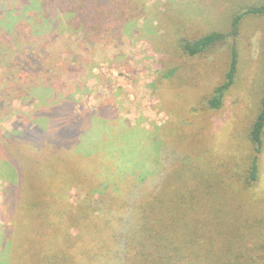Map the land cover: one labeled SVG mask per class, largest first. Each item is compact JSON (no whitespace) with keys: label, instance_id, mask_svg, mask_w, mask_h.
I'll return each mask as SVG.
<instances>
[{"label":"trees","instance_id":"1","mask_svg":"<svg viewBox=\"0 0 264 264\" xmlns=\"http://www.w3.org/2000/svg\"><path fill=\"white\" fill-rule=\"evenodd\" d=\"M171 2L185 3L186 10L196 4ZM166 4H153L150 12L164 27L170 24L171 43L161 42L159 52L175 99L186 98L210 71L215 83L196 97L193 110L171 99L176 111L146 131L145 144L130 128L94 123L100 114L84 125L88 112L75 111L69 98L58 100L51 81L23 91L21 102L32 108L19 112L8 132L16 143L5 158L17 169L18 184L3 205L10 225L0 226V264H264V187L258 188L264 182V79L257 109L245 104L243 139L229 152L213 146L207 122L225 111L229 95L237 101L232 89L244 58L236 36L247 18L264 17V1L236 9L235 0L223 1L214 26L207 25L210 11L201 23L164 21ZM24 5L0 0V24L9 29L15 18L24 20ZM10 29L18 33V25ZM230 39L227 57L214 59ZM41 49L14 52L21 77L45 66ZM182 86L187 91L180 92ZM78 185L86 194L73 202L70 190ZM99 210L105 218L86 221ZM85 237L94 241L86 250Z\"/></svg>","mask_w":264,"mask_h":264},{"label":"rangeland","instance_id":"2","mask_svg":"<svg viewBox=\"0 0 264 264\" xmlns=\"http://www.w3.org/2000/svg\"><path fill=\"white\" fill-rule=\"evenodd\" d=\"M164 1L166 0H22L26 4V18H15L14 26L10 27L13 29L18 25V33L15 34L14 29H7L6 26L9 25L6 21L2 22L4 26L0 24L1 229L10 225V216L4 218L6 209L3 205L6 195L14 194L17 187L15 180L18 178L17 169L5 158V151L16 143L10 139L8 132L13 128L17 114L28 112L32 108L21 102L19 95L23 91L51 81L58 100L69 98L75 111L88 112V116L86 114L82 119L84 125L88 121L87 117L99 118L100 114L102 120L95 119L94 123H106L114 128H119V125L125 129L130 128L137 132L140 142L145 144L151 136L146 131L160 127L169 120L172 110L176 111L171 99L181 106L185 105L182 106L184 109L193 110L196 97L204 89L213 86L217 74L210 71L200 86L191 89L186 98L180 95V98L175 99L176 88L167 85V79L162 76L165 62L159 52L162 51L161 42L167 40L171 43L173 35L170 24L168 28L164 27L162 20L154 16V12H150L153 4ZM194 1L196 4H192L191 10H186L185 3L174 4L167 0V10L160 15L164 21L170 20V23L183 19L189 24L194 21L201 23V17L210 11L213 16L207 19V25L214 26L217 17L224 10L220 5L225 0ZM262 1L264 0H235L234 9L246 2L257 4ZM232 11L225 17H230ZM230 42L231 39L226 46L213 53L214 59L221 55L223 57L225 52L224 57H227ZM235 44L239 47L242 59L244 58L241 68L237 70L238 79L232 89L237 101L232 103L229 95L225 111L213 115L207 121L213 146L220 152H229L234 142L243 139L239 137L242 135L241 122L245 104L254 110L259 105L264 79V17L247 18L240 26ZM25 46L35 52L44 48L46 53L43 54L45 66L39 73H30L23 78L18 73L13 57L16 50H22ZM185 90L187 88L182 86L180 92ZM183 99L185 100L182 101ZM108 109L113 110V113H108ZM200 115V112L195 113L196 118ZM82 145L87 148L89 140L83 141ZM262 153L261 165L264 171V135ZM3 175L6 176L2 177ZM263 187L264 182L258 188ZM86 188L82 185L72 186L70 200H82ZM92 215L86 221L106 216L100 210ZM13 231L14 229H9L8 234ZM85 238L86 250L94 246V241ZM77 261H81L80 258Z\"/></svg>","mask_w":264,"mask_h":264}]
</instances>
